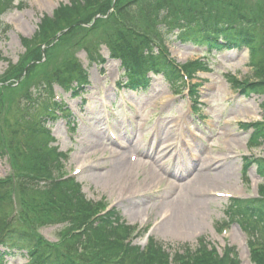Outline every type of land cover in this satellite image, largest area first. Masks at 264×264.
I'll use <instances>...</instances> for the list:
<instances>
[{
	"label": "rangeland",
	"instance_id": "obj_1",
	"mask_svg": "<svg viewBox=\"0 0 264 264\" xmlns=\"http://www.w3.org/2000/svg\"><path fill=\"white\" fill-rule=\"evenodd\" d=\"M73 1L11 0V10L1 17L0 141L6 155H0V181L7 191L3 205L19 216L20 213L26 214L27 209L40 198L34 190L22 189L19 184V172L27 171L32 162L31 158L27 159L30 149L23 150L21 146L30 145L33 148L30 130L24 136L21 134L29 126L24 110L30 97L28 94L23 98L22 94L27 89L31 90L33 85H30L37 80L68 65L69 54L73 52L89 71L90 85L82 97L72 96L71 91L58 84L54 87L55 98L65 102L77 119L75 130L68 128L66 120L60 117L54 123L51 120L48 122L56 139L52 145L64 153L57 167V176L76 177L87 199L102 202L100 214L115 206L113 210L121 215L126 224L139 226L140 229L146 227L134 237L135 244L145 247L151 238L166 249L171 257L199 248L200 241L203 242L201 249L206 245H214L220 252L229 244L237 248L241 264H258L252 251H260L255 246L248 247L247 229L258 232L255 224L259 219H255L252 214L229 217L227 212L232 197L253 199L264 192L263 168L254 161L264 159V141L259 140L262 142L258 146H251L254 128L248 126L264 120V91L245 94L230 79L258 81L262 77L259 68L262 69L260 61L264 50H261L263 55L262 52H256L251 58L246 48L207 56L203 53L205 48L182 44L172 36L166 45L178 62L202 61V57H208L203 60L209 63L210 70L200 72L193 81L199 91V110L193 112L186 92L175 95L160 75L153 76L146 92L120 89L117 85L122 74L120 62L109 57L105 45H101L99 53L106 58V62L90 63L86 48H80L79 37L97 18H105L98 12L103 11L110 0L102 2L103 6L94 7L93 10L75 9L74 14L83 15L84 12L79 20L81 28L76 33L61 38L62 33L68 30L64 28L49 43H42L40 39L33 41L36 33H42L44 19L52 17L59 7L71 6ZM119 1L126 2L111 0L109 5L113 7ZM237 1L246 11L253 13L255 10L257 15L253 13V16H264L257 13L260 8L264 9V0ZM96 36L97 33L93 38ZM24 38L29 39V45L24 44ZM75 43H78V47L74 48ZM97 131L102 134H96ZM96 142H99L98 145H95ZM170 143L174 144L172 149H168ZM227 148H231V151L228 152ZM151 150L154 158L142 157L143 151L151 153ZM156 151L166 156L160 157L154 153ZM121 152H124L123 159L127 163L141 158L146 162L145 165L134 167L122 179V184L130 181L127 192L120 190L121 183L117 180L111 181L101 176L110 169L114 158ZM208 158H215L220 169L229 168L230 172L216 178L214 184L210 185L213 190L210 202L205 212L198 217L197 227L189 231H163L160 227L165 224L170 208L157 210L153 206L181 200L183 194L180 188L168 187L165 181L160 182L161 177L170 178L168 172L175 171L177 166L197 167ZM96 166L98 169L94 168ZM219 171L214 170L216 173ZM148 205L151 207L148 213H138ZM28 213L34 214L30 210ZM28 220L22 217L20 222L27 225ZM66 229L65 223L54 220L41 225L39 233L48 244L74 257L99 264H113V258L97 259L98 252L92 243L86 246L81 242L76 243L73 240L74 232H66ZM90 239L94 240L95 236L92 235ZM261 247L264 250V246ZM263 262L264 259L261 260ZM25 263V258L20 254L8 257L5 262Z\"/></svg>",
	"mask_w": 264,
	"mask_h": 264
},
{
	"label": "trees",
	"instance_id": "obj_2",
	"mask_svg": "<svg viewBox=\"0 0 264 264\" xmlns=\"http://www.w3.org/2000/svg\"><path fill=\"white\" fill-rule=\"evenodd\" d=\"M106 1L74 0L71 6L57 8L53 17L44 19L42 33H36L33 41L40 39L42 43H49L64 28L68 30L62 33L61 38L76 33L81 28L79 20L84 12L78 15L73 11L83 8L93 10L94 7L103 6L102 2ZM110 2L103 11L98 12L105 18H97L90 28L84 29L82 37H79L80 48H86L91 62L104 64L106 58L99 53V49L105 45L110 57L120 60L123 68V80L117 84L134 92H146L151 84L150 74L154 73L162 75L173 92L181 93L189 80L190 87L199 72L210 70L205 61L177 63L165 47L166 39L172 36L183 44L203 47L208 54L247 46L253 57L256 52L264 50V16H253L256 11H246L237 0H126L115 3L113 7L109 5ZM10 7L9 0H0V16ZM111 7L112 11L108 14ZM257 13L264 15V9L260 8ZM96 33V38H93ZM93 39L94 43L91 44ZM23 41L26 45L30 44L27 38ZM77 44L74 48L78 47ZM69 55L68 65L37 80L30 85H33L32 90L27 89L22 94L23 98L30 94L29 99L34 100L27 102L25 111L26 116L32 115L35 124L30 126L33 148L27 145L30 149L27 159L31 158L32 162L27 171L19 172V184L22 189L34 190L40 198L27 209L26 214L17 216L3 205L7 191L0 181V264H5L7 257L18 252L27 259V264H99L74 257L46 243L40 237L39 227L54 220L65 223L66 232H74L73 240L76 243L81 242L83 246L92 243L98 252L97 259L113 258V264H240L238 252L232 247L220 254L204 246L196 252L177 253L170 260V254L154 241L146 250L134 245L129 239L137 230L136 226L126 224L115 210L107 215L94 216L99 212L100 205L86 199L81 184L73 178L62 179L54 175V168L62 153L52 147L55 138L50 129L45 127V122L57 118L52 110L59 109L58 112L69 119L72 115L64 103L51 98V92L54 85L59 84L74 95H79L90 84L87 69L75 53L70 52ZM260 64L262 77L258 81H244L241 84L231 77V83L245 94L263 92L264 55ZM196 85L192 84L189 90L194 103L198 95ZM248 126L254 128L251 143L259 145L264 141V122ZM0 145L3 146L1 141ZM18 150L21 148L18 147ZM0 155H6L1 148ZM254 161L259 163L263 168L261 173H264V160ZM229 209V217L252 214L255 219L258 218L255 228L260 234L256 236L264 240V199L235 200ZM29 210L34 214H29ZM22 217L31 220L23 225L20 222ZM92 235L95 236L94 240L90 239ZM252 255L258 264H264L261 263L264 259L263 250Z\"/></svg>",
	"mask_w": 264,
	"mask_h": 264
},
{
	"label": "bare ground",
	"instance_id": "obj_3",
	"mask_svg": "<svg viewBox=\"0 0 264 264\" xmlns=\"http://www.w3.org/2000/svg\"><path fill=\"white\" fill-rule=\"evenodd\" d=\"M96 134L101 135V131H97ZM96 142L95 145H98ZM158 144V143H157ZM156 144V146H157ZM178 144H176V147ZM120 147H122L120 145ZM142 150V146H140ZM174 144H168V149H172ZM227 151L230 152L231 148H227ZM157 153L158 156H166L165 153L161 152H154ZM227 155V154H226ZM124 152L118 154L117 158H114L110 169L106 171L102 176V178H109L111 181H118L121 183L120 190L122 192L128 191V185L130 181L122 184V179L127 177L134 167H138L141 165H145L146 162L143 158L141 159H134L133 162L127 163L124 159ZM154 154L150 151H143L142 157H149L154 158ZM160 160V158H156ZM155 160V161H157ZM98 169V166L94 167ZM221 166L217 162L215 158H208L205 159L202 164L198 165L197 167L189 166L183 167L182 165L177 166L175 171H169L168 175L170 178L161 177V181H165L168 187H176L182 190L183 198L181 200H171L166 202L165 204L156 205L157 207L153 206L154 209H161V208H170V214L165 219V224L160 227L163 231L169 232H177L179 231H186L192 230L198 225V217L205 212L206 205L210 202L209 198L211 197V192H213L210 185L214 184L216 178L221 177V175H228L229 168L223 170L220 169ZM219 169V173L214 172V170ZM100 175V174H99ZM97 176V174L95 175ZM189 177L184 180L185 177ZM164 178V179H163ZM126 181V180H125ZM157 185L154 186V188ZM152 188V189H154ZM217 196V195H214ZM151 207L148 205L138 213H148Z\"/></svg>",
	"mask_w": 264,
	"mask_h": 264
}]
</instances>
